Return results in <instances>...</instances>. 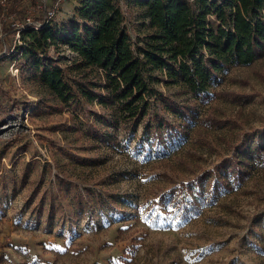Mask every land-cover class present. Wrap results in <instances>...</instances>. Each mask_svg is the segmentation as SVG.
<instances>
[{
	"label": "rangeland",
	"instance_id": "obj_1",
	"mask_svg": "<svg viewBox=\"0 0 264 264\" xmlns=\"http://www.w3.org/2000/svg\"><path fill=\"white\" fill-rule=\"evenodd\" d=\"M120 4L134 47L148 19L137 0ZM0 5V264H264V52L225 66L200 99L156 85L177 112L157 104L129 133L110 108L61 102L7 55L22 41L6 26L42 8L54 26L79 22L78 0ZM76 58L60 41L42 57L74 87L97 81L71 69ZM158 119L179 131L157 130ZM173 188L184 201L214 197L181 218Z\"/></svg>",
	"mask_w": 264,
	"mask_h": 264
},
{
	"label": "trees",
	"instance_id": "obj_2",
	"mask_svg": "<svg viewBox=\"0 0 264 264\" xmlns=\"http://www.w3.org/2000/svg\"><path fill=\"white\" fill-rule=\"evenodd\" d=\"M0 1L10 9V2L15 0ZM137 2L148 19V28L134 47L120 0H78L79 22L70 20L54 26L49 11L42 8L30 22L24 19L20 26H6L5 33L19 30L22 41L7 55L23 58L37 81L61 102L96 100L110 108L116 124L132 133L150 113L157 112V104L166 110L178 107L156 85H177L200 99L219 82L218 73L225 66L247 65L264 52V0ZM1 10L0 5V15ZM58 41L77 55L71 69L94 72L97 81L88 80L74 87L63 69L42 59ZM175 109L172 112H177ZM168 125L158 119L156 127L169 136L179 131V125ZM199 184L196 179L183 184L184 195ZM170 191V204L181 218L197 213L200 203L214 197L213 193L195 192L194 197L184 201L174 193L176 188Z\"/></svg>",
	"mask_w": 264,
	"mask_h": 264
}]
</instances>
